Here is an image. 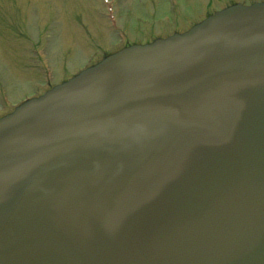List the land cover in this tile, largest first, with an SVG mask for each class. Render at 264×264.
<instances>
[{
  "label": "water",
  "instance_id": "95a60500",
  "mask_svg": "<svg viewBox=\"0 0 264 264\" xmlns=\"http://www.w3.org/2000/svg\"><path fill=\"white\" fill-rule=\"evenodd\" d=\"M0 264H264V1L1 118Z\"/></svg>",
  "mask_w": 264,
  "mask_h": 264
},
{
  "label": "rangeland",
  "instance_id": "374dc122",
  "mask_svg": "<svg viewBox=\"0 0 264 264\" xmlns=\"http://www.w3.org/2000/svg\"><path fill=\"white\" fill-rule=\"evenodd\" d=\"M232 1L255 0H0V114L111 48L184 30Z\"/></svg>",
  "mask_w": 264,
  "mask_h": 264
}]
</instances>
